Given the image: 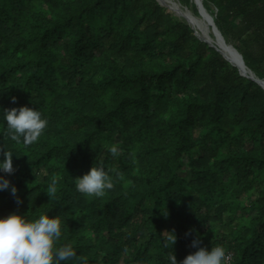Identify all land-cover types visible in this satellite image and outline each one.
Wrapping results in <instances>:
<instances>
[{"label": "trees", "instance_id": "16d2710c", "mask_svg": "<svg viewBox=\"0 0 264 264\" xmlns=\"http://www.w3.org/2000/svg\"><path fill=\"white\" fill-rule=\"evenodd\" d=\"M202 2L264 79V0ZM24 106L48 121L27 147L5 135L4 110ZM0 148L15 169L0 219L59 217L55 247L76 252L60 264H180L197 238L264 264V87L159 0H0ZM100 162L125 181L88 198L74 181Z\"/></svg>", "mask_w": 264, "mask_h": 264}, {"label": "clouds", "instance_id": "9594fccd", "mask_svg": "<svg viewBox=\"0 0 264 264\" xmlns=\"http://www.w3.org/2000/svg\"><path fill=\"white\" fill-rule=\"evenodd\" d=\"M12 102H16L15 97H12ZM4 120L7 126L5 135L17 144H20L23 138L22 142L26 147L38 141L48 124L47 119L42 118L39 110L26 106L5 109ZM105 147L112 157H118L121 154L122 150L115 144ZM0 151L4 156L3 161L0 162V171L6 174L14 173L12 153L3 148H0ZM130 155L133 163H136L135 153ZM110 173H114V176ZM59 179L58 175H53L46 189L50 200L56 198ZM116 180L125 181L124 173L115 167L105 170L103 162H100L99 166L91 167L82 177H76L74 182L76 190L82 195L88 198H102L106 190L114 188ZM9 186L10 181L0 176V190H7ZM11 194L16 196L15 186L11 187ZM16 202L18 205L22 203L19 198ZM168 233L164 242L165 248L175 244L177 239L174 231ZM60 237L59 217L40 215L34 221H28L22 215L10 214L0 219V264H60L61 261L76 257V252L70 245L55 247ZM200 243L198 238L193 240L191 246L198 250L187 255L180 264H225L226 252L222 246L212 247L208 251L206 248L199 247ZM169 259L171 264H177L174 254ZM85 264H87L86 261Z\"/></svg>", "mask_w": 264, "mask_h": 264}, {"label": "water", "instance_id": "95a60500", "mask_svg": "<svg viewBox=\"0 0 264 264\" xmlns=\"http://www.w3.org/2000/svg\"><path fill=\"white\" fill-rule=\"evenodd\" d=\"M159 2L162 5L166 6L161 0H159ZM196 3L198 5V7H199V13L201 15H205L206 14L208 16V20H209L210 24L213 27L214 35L216 36V38L217 39H220L226 46H228L229 48H231V51L233 50V52L239 57L242 65H243V68L239 64H235L234 62H231V60L224 54V52L222 51V49L220 47H218L216 44H214L212 41H210L209 39H206V38H204V40H206L210 45L216 46L217 49L231 62V64H234V65H236L238 67V70H240V72H241L242 75H244L246 77H249V78L257 81L259 84H261L264 87V79L259 78L258 76H256V74L251 69H249L247 67V65L245 64L242 54L233 45L228 44L225 41V38L223 37L221 31L218 29V27H217V25H216V23L214 21L213 15H211L208 12V10L204 7L202 0H199ZM245 67H247V69L250 71V73L247 72V69H245Z\"/></svg>", "mask_w": 264, "mask_h": 264}, {"label": "bare ground", "instance_id": "6f19581e", "mask_svg": "<svg viewBox=\"0 0 264 264\" xmlns=\"http://www.w3.org/2000/svg\"><path fill=\"white\" fill-rule=\"evenodd\" d=\"M173 6H175L176 10L177 9L180 10L181 15H183V13L185 14V17L188 19V22H190V24L192 26H194L195 28L200 29L202 31V35L204 36V38L205 37L208 38L210 41H212L214 44H216L218 47H220L222 49V51L224 52V54L231 60V62H234L235 64H239L243 68V65H242L239 57L235 53H233V52L231 53V50L228 48V46H226L220 39H217L218 43L216 42V40H214L213 36L210 34L209 28L207 27L208 23L206 21H205V23L203 21H198L195 17L190 16L187 13H185L186 9L185 10L182 9L177 4H175ZM202 16L206 20H208V16L206 14L202 15ZM209 27H210V25H209Z\"/></svg>", "mask_w": 264, "mask_h": 264}, {"label": "rangeland", "instance_id": "374dc122", "mask_svg": "<svg viewBox=\"0 0 264 264\" xmlns=\"http://www.w3.org/2000/svg\"><path fill=\"white\" fill-rule=\"evenodd\" d=\"M165 5H166V8H167V11H169V12H172V13H174L175 15H177V16H179L180 18H184L185 20L187 19L186 17H185V14L183 13V15H181V13H180V10H176V8H175V6H173V5H175V4H177L179 7H181L182 9H186V12L185 13H187L188 15H190V16H193V17H195L198 21H203L204 23H205V21L208 23V25H207V27L209 28V31H210V34L213 36V38H214V40H216V42H217V38H216V36L214 35V31H213V27H212V25L210 24V22L208 21V20H206L200 13H199V15H195V13L192 11V9H191V7H190V9L188 8V7H186V5H183V4H181L178 0H161ZM193 1H195V2H197V1H199V0H193ZM172 6V7H171ZM175 8V9H174ZM187 21H188V19H187ZM209 25H210V27H209ZM194 27V26H193ZM194 29L196 30V33L199 35V36H201L202 35V31L200 30V29H197V28H195L194 27ZM212 30V31H211ZM203 36V35H202ZM201 36V37H202ZM202 38H204V36L202 37ZM206 38V37H205ZM206 39H208V38H206ZM218 43V42H217ZM231 50V49H230ZM233 51H231V53H232ZM234 53V52H233Z\"/></svg>", "mask_w": 264, "mask_h": 264}]
</instances>
